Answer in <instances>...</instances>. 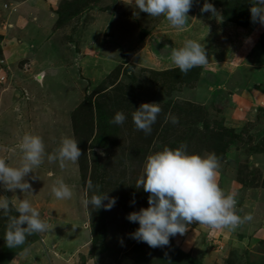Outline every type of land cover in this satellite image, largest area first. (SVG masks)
Instances as JSON below:
<instances>
[{"label": "rangeland", "instance_id": "rangeland-1", "mask_svg": "<svg viewBox=\"0 0 264 264\" xmlns=\"http://www.w3.org/2000/svg\"><path fill=\"white\" fill-rule=\"evenodd\" d=\"M204 2L194 0L177 29L135 0H0V139L29 132L46 152L25 177L31 193L2 188L14 202L29 199L49 226L9 248L0 213V264H56L55 256L63 264H264V25L252 21L249 0H208L215 16L201 13ZM189 38L205 46L207 63L182 73L170 53ZM152 102L161 112L146 134L132 113ZM13 105L19 118L9 114ZM118 111L123 124L111 122ZM64 137L78 142L81 156L61 168L47 155ZM181 144L217 155L218 185L237 194L241 217L253 219L220 229L193 222L153 248L132 238L139 225L127 216L148 207L150 194L136 188L146 157ZM58 177L71 199L52 194ZM89 181L116 198L110 210L83 204ZM64 236L80 244L54 249Z\"/></svg>", "mask_w": 264, "mask_h": 264}, {"label": "clouds", "instance_id": "clouds-1", "mask_svg": "<svg viewBox=\"0 0 264 264\" xmlns=\"http://www.w3.org/2000/svg\"><path fill=\"white\" fill-rule=\"evenodd\" d=\"M194 0H135L139 11L152 17L163 16L172 27L182 29L188 21L189 11ZM251 19L264 25V0H249ZM201 13L209 12L217 15L212 3L205 0ZM170 59L182 73L207 63L205 46L196 39H186L183 45L172 48ZM160 103H142L132 113L136 128L146 134L151 132L161 112ZM126 116L116 112L112 123L123 124ZM173 124L178 118L171 116ZM19 149L22 157L16 166H11L7 160L0 157V187L9 191L19 189L22 193H31L32 186L25 179L34 168L39 167L46 155L45 145L41 136L25 133ZM103 155V153H101ZM81 156L78 142L71 137L62 138L55 154H48L49 161L59 160L60 167L65 162H76ZM219 158L215 153L200 155L189 153L186 145L176 148L164 146L146 157L143 174L138 178L136 188L148 192V207L128 214L130 222L138 223L139 227L131 234L132 238L147 243L150 247H163L169 244L170 237L184 235L187 225L193 222L210 227L236 228L253 219L250 213L241 217L237 210V194L225 192L217 183L216 175L219 169ZM36 177H32L35 179ZM87 189L92 192L83 204L95 210L104 208L110 210L116 203L115 197L107 193H99L98 186L91 181ZM52 194L60 200L71 199L72 188L63 178H57L52 187ZM107 201V203H104ZM14 209L18 215H9ZM0 213L8 217L3 239L9 248H15L25 243L26 237L33 233L49 230L48 224L41 218L40 212L29 199L17 198L10 201L7 196L0 195Z\"/></svg>", "mask_w": 264, "mask_h": 264}, {"label": "crops", "instance_id": "crops-1", "mask_svg": "<svg viewBox=\"0 0 264 264\" xmlns=\"http://www.w3.org/2000/svg\"><path fill=\"white\" fill-rule=\"evenodd\" d=\"M39 76H41V74L39 75ZM9 105H12L10 102H9ZM10 107V106H9ZM22 111V109H20L19 107L17 108V107H15L14 105H13V107H10V115L12 116V117H14V118H19L20 116H18L19 114L18 113H22L21 112ZM30 113V112H29ZM28 113V114H29ZM16 114V115H15ZM29 118V117H28ZM26 125H27V127H30V123H29V119L27 120V123H26ZM25 125V126H26ZM13 129V128H12ZM30 130H31V128H30ZM35 130V129H34ZM6 132V125H5V123H4V125H0V133L2 134V135H4V133ZM29 133V132H28ZM4 137H6L5 135H4ZM19 138H22V137H20V134L18 135V137H17V139L15 140V141H13V140H9L8 138H4V139H0V154H1V156L0 157H3V158H5L6 160H7V162L11 165V166H16L18 163H19V161H20V159H21V157H22V153H21V151H20V149H19V143L21 142V139L19 140ZM19 140V141H18ZM8 144V145H7ZM10 144V145H9ZM38 168L39 167H37V168H35V170H36V172L38 171ZM51 173L52 172H48V177L49 176H51ZM0 194L1 195H4V196H7V198L10 200V201H12V202H14L13 201V199L10 197V195L8 194V193H6V191L2 188V187H0ZM48 221H50L49 219H48ZM82 221V220H81ZM45 222H47V220L45 221ZM79 223H81V222H78V223H72L71 225H69V227L70 228H77V227H79ZM50 224V223H49ZM78 229V228H77ZM73 232V231H72ZM77 238L76 237H74V240H71L69 237H67V236H64L62 239H60V238H58L57 240L58 241H56L55 243H53L52 245H53V248L54 249H58V250H67V251H70V252H72L73 250L72 249H76L77 248V246L80 244L79 243V240L77 241L76 240ZM51 240V239H50ZM53 240V239H52ZM51 240V241H52ZM59 241H61V243H59ZM43 242L46 244V239H45V235H44V237H43ZM55 259H57L56 260V264H63V263H59L58 262V256H55Z\"/></svg>", "mask_w": 264, "mask_h": 264}]
</instances>
